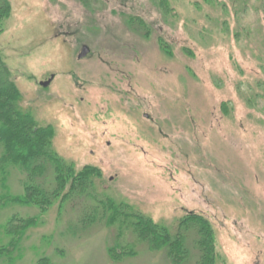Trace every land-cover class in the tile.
Returning a JSON list of instances; mask_svg holds the SVG:
<instances>
[{
    "label": "rangeland",
    "instance_id": "374dc122",
    "mask_svg": "<svg viewBox=\"0 0 264 264\" xmlns=\"http://www.w3.org/2000/svg\"><path fill=\"white\" fill-rule=\"evenodd\" d=\"M8 2L0 58L57 154L97 167L98 193L171 230L204 215L215 264H264V0ZM20 177L11 169L14 194ZM75 199L0 208L1 244L8 217L38 216L0 264H170L130 231L136 253L115 259L113 225H82L88 202Z\"/></svg>",
    "mask_w": 264,
    "mask_h": 264
},
{
    "label": "trees",
    "instance_id": "16d2710c",
    "mask_svg": "<svg viewBox=\"0 0 264 264\" xmlns=\"http://www.w3.org/2000/svg\"><path fill=\"white\" fill-rule=\"evenodd\" d=\"M10 14L8 0H0V25ZM133 19V18H131ZM138 19L139 25L146 26ZM21 93L10 78L7 66L0 58V208L10 205L33 206L44 213L58 199L63 204L82 197L86 206L77 218L84 226L95 223L113 225L115 242L108 249L115 259H123L136 253L133 242H122L126 231L135 241L144 244L148 250H162L170 264H215L214 231L209 220L202 214L186 212L177 220L171 230L166 225L154 222L150 217L134 210L124 202L117 203L97 192L95 178L100 171L92 165L75 170L71 162H65L53 149L50 125L40 126L33 114L20 106ZM11 169L21 177L22 191L14 194L8 188ZM38 216L23 217L12 214L2 225L3 234L8 237L0 243V258H10L27 229L35 226ZM193 234L192 255L187 247V237ZM40 259L37 264H47Z\"/></svg>",
    "mask_w": 264,
    "mask_h": 264
},
{
    "label": "water",
    "instance_id": "95a60500",
    "mask_svg": "<svg viewBox=\"0 0 264 264\" xmlns=\"http://www.w3.org/2000/svg\"><path fill=\"white\" fill-rule=\"evenodd\" d=\"M87 52H88V48L85 45H83L80 53L78 54V57L81 58V57L85 56ZM52 77L53 76L51 75L48 79L41 81L40 84L42 86H47L50 83Z\"/></svg>",
    "mask_w": 264,
    "mask_h": 264
}]
</instances>
